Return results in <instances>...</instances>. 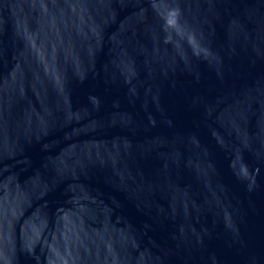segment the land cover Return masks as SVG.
Listing matches in <instances>:
<instances>
[{"label": "water", "instance_id": "obj_1", "mask_svg": "<svg viewBox=\"0 0 264 264\" xmlns=\"http://www.w3.org/2000/svg\"><path fill=\"white\" fill-rule=\"evenodd\" d=\"M0 264H264V0H0Z\"/></svg>", "mask_w": 264, "mask_h": 264}]
</instances>
